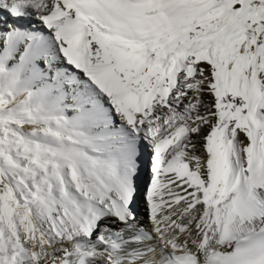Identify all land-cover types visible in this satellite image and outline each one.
<instances>
[{"label":"snow or ice","instance_id":"snow-or-ice-1","mask_svg":"<svg viewBox=\"0 0 264 264\" xmlns=\"http://www.w3.org/2000/svg\"><path fill=\"white\" fill-rule=\"evenodd\" d=\"M0 264H264V0H0Z\"/></svg>","mask_w":264,"mask_h":264}]
</instances>
